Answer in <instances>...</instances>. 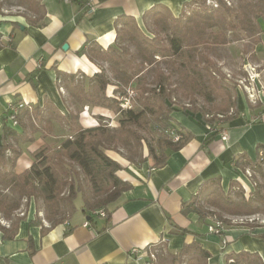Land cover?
<instances>
[{"label": "crops", "instance_id": "crops-1", "mask_svg": "<svg viewBox=\"0 0 264 264\" xmlns=\"http://www.w3.org/2000/svg\"><path fill=\"white\" fill-rule=\"evenodd\" d=\"M41 1L46 10L42 26L31 25L25 16L0 13V144L10 104L51 107L62 115L71 110L67 89L58 81L57 73H97V65L79 53L89 44L104 49L113 45L121 18L132 17L138 23L154 8L177 17L192 0ZM89 1L96 5L92 13L88 12ZM242 106L239 115L213 126L217 128L213 135L185 114L174 113L172 117L191 139L162 167L153 168L149 160L140 166L120 163L124 170L118 176L130 189L109 216L97 214L95 221L88 222L82 213L80 218L73 216L45 230L26 222L12 240H4L0 231V264H147V258L138 260L131 251L153 246L173 254L194 241L211 254L209 264H223L224 255L244 251L258 254L264 261V241L256 237L264 235V225L256 230L225 229L220 236L210 233V218L193 210L214 188L227 192L232 181L242 180L235 168L238 158L260 161L264 112H249L244 103ZM103 112L107 111L86 106L80 122L93 127L99 117H109ZM53 128L54 132L64 131L56 123ZM224 133L226 140L222 139ZM44 143L45 139L36 136L34 143L20 144L23 154L16 164L18 174L32 166L33 153ZM213 180H219L217 186L212 185ZM179 229L190 233L183 235Z\"/></svg>", "mask_w": 264, "mask_h": 264}, {"label": "trees", "instance_id": "trees-1", "mask_svg": "<svg viewBox=\"0 0 264 264\" xmlns=\"http://www.w3.org/2000/svg\"><path fill=\"white\" fill-rule=\"evenodd\" d=\"M25 9L31 14L26 17L31 25L42 26L46 18L45 6L41 0H22ZM194 7L195 5H197ZM207 0H192L183 7H191L193 11L185 14L184 23L180 18L174 17L172 14L167 15L163 9L154 8L145 13V17L151 16L154 19L165 20L169 23V18H173L171 27L172 36L168 40V45L157 38L153 42L145 39L138 26L137 21L132 17H125L117 32V38L113 45L104 49L97 45H87L79 54L86 55L92 63H106L112 67L115 74V81L109 77L107 71L102 65L99 71L93 76H85L88 80L84 85L78 80L75 74L57 73L58 81L63 82L68 92V100L72 105H78V110H70L67 114L62 115L53 108L25 105L17 116V124L9 121L6 117L5 124L2 128L0 144V182L6 183L19 193V201H6L0 199V214L11 219L13 214L20 209L21 200L26 199H42L47 206L48 220L53 226L64 223L67 219H63L62 210L65 202L74 203L79 194H82L83 206L82 213L85 214L87 221H95L98 212H105V217L109 216L112 209H108L109 205L116 203L122 197L123 193L130 189V185L123 181L118 173L124 170V167L114 160L108 152L107 144L113 143L117 146L115 138L110 134L108 128L102 124L94 127H84L80 122V114L84 107L91 108L100 107L114 111L120 115L119 128L124 132L118 136V141L123 145H128L130 140L125 139V135L132 137L134 141L135 155L143 144V137L138 133V129H149L151 132L160 133L161 136L156 139V147H149V153L144 157L140 164L152 158L154 161L153 168H159L166 164L170 155L180 151L185 144L191 139V134L186 133L184 129L174 120L172 115L181 112L174 108L171 103L173 93L168 89L170 77L166 76L162 71L156 75V100L151 101L149 97L151 89L147 79L143 77L142 71H138L135 60L129 58L130 52L124 46L127 42L134 45L138 49L145 64H154L158 58L172 57L175 59H186L185 43L190 36L191 27L197 31H202L200 22L203 25H209L210 28H219V31L213 38L204 41L206 49L215 46L226 45L229 43L226 33L220 29L219 22L223 21L231 30L235 31L240 28V22L244 19L241 13H235L228 6L225 0H217L216 8H209ZM249 7H252L248 3ZM227 17L229 18L227 20ZM183 18V17H182ZM182 20V19H181ZM190 28V30H189ZM207 53H199V58L203 62L206 73L209 74L210 80L219 95L225 96L224 105L215 109L220 113L218 124H224L236 115L240 114L238 101L232 100L231 92L221 85L215 75L211 72L214 68L213 63L208 58ZM185 65L184 63H182ZM119 68V69H117ZM113 87V95L109 96L107 90ZM141 97L140 109L127 110L122 107L124 99L131 98V92ZM211 97L207 96L210 100ZM17 102L14 104H18ZM23 103V102H22ZM80 103L83 105L79 107ZM245 108L249 112L251 110L248 101L244 102ZM49 108V109H48ZM47 111L51 119L42 122V115ZM231 112V113H230ZM198 122L206 128L209 135L217 134V128H213L216 119H209V116L202 113L201 109L189 111L186 108L181 112ZM41 117L38 123L34 122L36 117ZM216 116V115H215ZM100 118V117H99ZM102 119V118H101ZM34 120V121H33ZM54 123L60 125L66 134L58 135L54 132ZM217 124V125H218ZM51 130V132H50ZM55 134H54V133ZM180 136L178 141H173L174 135ZM36 136L45 139L51 136L52 140H59L54 144L45 142L36 152L33 153V164L25 172L18 174L15 170L18 159L23 152L19 148L20 144L34 143ZM264 149V147H261ZM131 155L128 159L129 164H135V158ZM140 164H138L140 166ZM77 166L89 183L92 197L88 198L84 193L80 182L79 173L75 171ZM236 171L240 178L243 177V170L250 169L254 173H263L262 162H250L245 156L238 158L235 164ZM242 174V175H241ZM242 176V177H241ZM219 180H213L212 185H218ZM242 180L231 182L227 192L217 188L208 195L204 200L205 205L209 208L217 209L221 214L229 216H252L264 212V209L258 204H264V195L253 191L247 198L243 190ZM237 187V196L240 201L236 202L230 196L232 190ZM220 190V192H218ZM68 191V195L65 192ZM200 199L194 205L193 210L200 216L212 219L214 214L203 211L200 207ZM114 208V207H113ZM19 221L13 224L11 229H7L0 225V231L3 233L4 240H12L16 237L19 230ZM35 225L34 222L31 223ZM37 224V223H36ZM213 225V224H212ZM225 225V224H224ZM39 226V225H35ZM45 230L44 228H42ZM250 229H255L250 227ZM183 235L190 232L187 229H179ZM224 232L218 235L222 236ZM226 242L223 245V252ZM146 250H151L157 254L159 263V252L162 250L149 246ZM173 263L177 264H209L211 254L203 248L198 242L185 244L178 253L171 254ZM223 264H264L258 254L250 252H241L238 254L224 255Z\"/></svg>", "mask_w": 264, "mask_h": 264}, {"label": "rangeland", "instance_id": "rangeland-1", "mask_svg": "<svg viewBox=\"0 0 264 264\" xmlns=\"http://www.w3.org/2000/svg\"><path fill=\"white\" fill-rule=\"evenodd\" d=\"M225 1L235 13H241L244 17L242 22H240V28L235 31L231 30L223 21L219 22L220 29L226 33L229 41L226 45L206 49L204 41L213 38L219 31V28H210L209 25H203L204 23L200 22L203 33L197 31L194 27H191L190 33H192L184 44L186 59H175L168 56L165 58H158V62L150 65L143 62L141 55L138 53L137 47L134 45L127 42L124 46H121L126 47L129 50V58L135 60V64L139 67L138 71H142L143 77L147 79L149 84L148 88L152 90L149 94L151 101L156 100L157 93L153 92L156 90V75L157 72L162 71L166 76L170 77V84L167 87L173 93V99L171 101L174 105L173 107L181 112L185 108L193 112L196 108L201 109L202 113L209 116V119H216V122H213V125H217L220 116H223L220 115V113H217L215 109L224 105L225 96L219 95V92L213 86L209 74L205 71L206 65H204L199 58V53L201 52H208V58L214 65L211 72H214L213 75L221 81V85L231 92L232 100L238 101L239 108H243V103L248 101L251 108H253L251 110H255L253 113L264 112V0ZM22 3V0H0V13L13 16H30L31 14L25 9L26 5L22 6ZM248 3L252 7H249ZM206 5L210 9L216 8L218 6L217 0H207ZM196 6H198V4L194 7ZM182 11L185 14H190L193 11V8L187 7ZM164 13L167 15L171 14L165 10ZM185 14L177 16V18H180V21L183 23L185 20ZM228 19L229 18L227 17V20ZM172 25V17L169 18V23H166L165 20L161 19L156 20L151 16H147L143 21L138 22L140 32L145 39L149 42H153L157 38L158 40L163 41L165 45H168V40L172 36ZM97 64L103 66L114 82L115 74L112 71L113 68L106 63L99 62ZM97 67L99 68V66ZM248 69L254 70L256 82L252 81L253 77L249 74ZM85 76L86 75L84 74H80L78 80L84 85H87L88 80H86ZM111 91L113 90L110 86L107 90L109 96L113 95V92ZM207 96L211 97L210 100L207 99ZM131 100V107L127 108V110L135 109L138 111L140 109L139 105L141 97L139 96L138 98L137 94L132 91ZM79 105V107H81L83 104L80 103ZM70 108L73 111L78 110V105L71 104ZM102 109L103 111H107L103 112V114L108 115L109 117H100L98 120L96 119L97 121L94 126H97L98 124L106 126L117 143V146H114L113 143H108L107 149L109 151L106 153H109V155L119 163H128V159L133 155L132 151L135 148L134 141L129 135H125V139L130 140V143L127 146L123 145L121 141H118V136L124 132L119 128V119L121 116L114 111L104 108ZM33 117H36L35 114ZM40 119L41 117H36L35 121H33L38 123ZM42 119V122L51 119L47 111H44ZM133 129L137 130L143 137L142 146L137 153L133 155L136 160L135 164L139 166L138 164H140L141 160L148 155L149 147H156V139L160 137L161 134L159 132H151L149 129L145 128L138 129L135 127ZM56 133L62 136L66 134L63 130ZM57 141L51 140L50 136L47 143L49 142L51 145ZM148 160L154 165L152 158L149 157ZM259 162H262V169L264 171V158ZM74 169L79 173L84 193L88 198L92 197V192L90 191L89 183L86 181V178L81 174L77 166H74ZM243 173V177H241L244 186L242 187L247 198H249L250 193L253 191H257V193L264 195V172L254 173L250 169H244ZM214 190L216 191L217 188H214ZM218 192H220V190ZM237 192L238 188L235 187L230 196L234 201L239 202L240 197L237 196ZM65 195H68V191L65 192ZM0 199L6 201H19L20 195L14 187L0 182ZM116 203L109 205L108 209H112ZM203 203L204 200L200 199L199 204L200 207H203V211H211L214 214L213 218L210 219V222L213 225L217 221L223 222L225 224V229H234L238 227L257 228L264 225V212L252 216H229L221 214L217 209L209 208V206ZM258 205L264 209L263 203ZM82 206V194H79L78 199L74 203L67 201L63 204V214L61 217H63V219L71 218L73 216L74 218L82 217ZM46 211L47 206L42 199H31L29 201L23 199L21 200L20 209L13 214L11 219H6L0 214V225L7 229H11L13 224L18 221L19 226L22 223L30 222L31 224L34 222L35 225L47 229L52 226L53 223L48 220ZM249 217L253 219L252 223L247 220ZM234 221L237 222L235 223ZM256 237L264 241V235H258ZM159 254V264H175L173 263L171 253L164 250L159 252Z\"/></svg>", "mask_w": 264, "mask_h": 264}, {"label": "built area", "instance_id": "built-area-1", "mask_svg": "<svg viewBox=\"0 0 264 264\" xmlns=\"http://www.w3.org/2000/svg\"><path fill=\"white\" fill-rule=\"evenodd\" d=\"M74 1H76V0H63V2H64V3H67V4H70V3L74 2ZM87 7H88V12H89V13L94 12L95 9H96V5H95V3H94L93 1H89L88 4H87ZM0 41H1V37H0ZM248 72H249V74L253 77V78H252V81H253V82H256V77H254V70H253V69H248ZM131 103H132L131 98H126V99H124V103H123L122 107H123L124 109L130 108V107H131ZM25 105H26V104H24V103H22V102H21V103H18V104H10V105L8 106V108L6 109V117H7V119H8L9 121L13 122V124L16 125V124H17V116H18L20 110H21L22 108H24ZM179 139H180V136L177 135V134H175L174 137H173V141H178ZM222 139H223V140H226V139H227V135H226L225 133L222 134ZM263 158H264V152L261 151V152L259 153V159H260V161H262ZM97 214H99V215L102 216V217H105V212H103V211H100V212H98ZM247 220H248L250 223L253 222V219H251L250 217H249V219H247ZM234 222L236 223L237 221H234ZM241 222H242V219H241ZM224 226H225V225H224L223 222L217 221V222H215L214 225H211V226L209 227V231H210V233H212V234H216V235H218L219 233L224 232V230H225V227H224ZM142 251H143V252H142ZM142 253H143L145 256H144ZM131 254H132V255H136V257L139 258L138 260H142L143 257L147 258V264H159V263H158V257H157V254L154 253V252H152L151 250H146V249H144V250L133 249V250L131 251Z\"/></svg>", "mask_w": 264, "mask_h": 264}, {"label": "water", "instance_id": "water-1", "mask_svg": "<svg viewBox=\"0 0 264 264\" xmlns=\"http://www.w3.org/2000/svg\"><path fill=\"white\" fill-rule=\"evenodd\" d=\"M67 48H68V46H67V45H65V46H64V50H67Z\"/></svg>", "mask_w": 264, "mask_h": 264}]
</instances>
